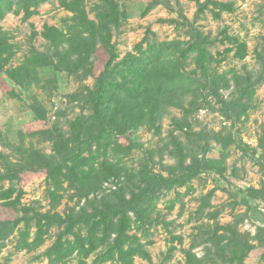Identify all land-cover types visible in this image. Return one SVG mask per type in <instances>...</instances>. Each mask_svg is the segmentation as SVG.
I'll return each mask as SVG.
<instances>
[{"label": "rangeland", "instance_id": "obj_1", "mask_svg": "<svg viewBox=\"0 0 264 264\" xmlns=\"http://www.w3.org/2000/svg\"><path fill=\"white\" fill-rule=\"evenodd\" d=\"M69 1L43 0L31 6L34 13L27 18L23 0H3L0 6V27L12 51L1 74L6 88L0 89V190L12 187L11 199L20 194L14 208L0 200V264H78L75 256L51 262L45 254L67 215L102 208L117 194L128 197L146 162L153 172L176 178L193 159L211 160V168L156 195L141 230L131 231L148 257L136 256L131 264H264V202L246 194L264 188V0H213L232 4L218 17L209 3L199 9L208 0H158L149 9L152 0H112L120 18L103 33L117 54L113 70L127 53L140 54L139 43L141 51L163 44V67L178 71L181 85L158 107L155 119L145 116L136 127L123 123V110H111L113 125L124 131L112 132L110 141L96 138L93 126H74L79 118L92 117L83 98L108 54L98 41L86 59L72 28L76 13L63 5ZM105 1L82 5L97 26ZM47 27L61 32V39L44 37ZM196 34L208 51L204 69L196 67L194 53L184 54ZM228 37L246 44L244 58L234 56L236 44ZM37 54L50 64L28 61ZM76 145L87 157L81 168L92 164L96 171L87 181L64 179L62 197L53 206L48 165L70 166L66 156ZM14 171L19 178L5 176ZM45 213L62 222L49 227L35 249L18 250L21 234L28 230L32 240L35 219ZM77 229L85 232L83 224ZM240 242L254 246L242 261L228 245Z\"/></svg>", "mask_w": 264, "mask_h": 264}, {"label": "trees", "instance_id": "obj_2", "mask_svg": "<svg viewBox=\"0 0 264 264\" xmlns=\"http://www.w3.org/2000/svg\"><path fill=\"white\" fill-rule=\"evenodd\" d=\"M2 1L0 0V6ZM42 1L23 0L24 17L27 18L32 15L34 9H31V6ZM84 1L71 0L63 2L66 8L76 13L77 25H74L72 28L74 33H76L77 44L86 52L87 59V53L92 51L94 43L99 41L107 52L108 58L103 66V70L94 78L93 89H90L88 94L83 98L84 102L89 103V106L93 110L92 117L79 118V123H77V126H74L78 130L79 126L81 128H85V125L86 127L93 126L95 127L94 134L96 138L103 136V138L110 141L112 132L121 133V131H124L123 128L119 129L117 125H113L111 119L113 113L111 110H123V123H127L128 126L132 127L141 124L145 116L155 119L158 107L167 100V97L169 98L178 92V87L181 84L177 80L181 74L178 71L176 73H168L163 67V44H149L144 51H141V44L139 43L136 48H138L140 54L127 53L120 61L121 66L113 70V66L111 67V65L116 59L117 54L114 52L107 35L103 31H105L107 25L118 23L120 18L119 12L116 10L112 0H106L103 9L97 13L100 24L97 26L94 22L87 19L82 7ZM156 3H158V0L150 1L147 9ZM208 3L213 8L214 17H218L223 11L232 10L231 3L213 0H208L206 3L201 4L199 9L202 10V7L207 6L206 4ZM15 12H18V10ZM2 14L3 11L0 7V18ZM82 33H87L88 37L86 39L82 38ZM43 35L55 41L61 39L62 33L53 27H47ZM228 40L236 44L234 56L240 59L244 58L247 53L246 44L238 42L235 37H228ZM190 52L195 54L194 62L196 67L204 69V62L208 51L204 39L199 34H196L194 39L189 43L184 54L187 55ZM11 57V46L0 27V89L2 90L6 87L4 86V79L1 77V74L4 72L5 64ZM28 61H32L40 66L50 64L45 58H41L40 54L34 55ZM89 70L91 71V69ZM6 72L11 79L17 80L12 71L7 70ZM77 135L75 136L77 137ZM95 141L98 142V139H95ZM109 145L111 144L109 143ZM115 145L117 143H114L112 148H115ZM82 153L78 149V145H76L66 156L67 162L71 161L70 166L66 165V163H60V165L59 163H51L48 165L47 176L53 184V189L49 191L53 206L62 197L58 192L63 190L64 179H71L72 176L74 180L87 181L95 173L96 168L92 164L89 165L87 170L81 168L82 165L87 163V157L82 156ZM210 161L207 159H193L185 167L183 174L176 178L165 177L153 172L148 167L147 162L144 163L136 172L138 180L136 190L129 191L128 197L124 194H117L116 201L106 204L102 208H94L90 213L67 215L63 221L65 222V227L62 233L58 235L45 254H47L51 262H64L68 258L75 256L78 264H87L86 259L91 255H94L92 264H101L112 260L116 261L117 264H131L136 256L147 258V251L143 247L139 236L131 232L132 229L136 231L141 230L144 220L148 216L149 205L161 190L169 189L174 185H185L191 178L198 175L202 169L211 168ZM61 165L67 168L69 172L64 171ZM72 165H74V168ZM261 170L264 175V164L261 165ZM20 174V172L14 171L5 176L8 178H19ZM14 192L12 187L0 190V200L3 205L15 207V203L19 201L20 194L11 199ZM246 194L251 198H258L264 202V188L247 189ZM57 222H62L57 214L49 215L45 213L38 216L35 219V231L32 240H29V232L27 230L21 234V239L16 248L28 251L35 249L43 242L47 229ZM79 223L85 226L84 233L77 229ZM1 234L4 233L0 229ZM69 235L72 237L69 238ZM228 245H232L235 251L240 252L237 256L238 261H242L254 248L253 245L246 242L237 244L228 243ZM99 248L101 250L97 252Z\"/></svg>", "mask_w": 264, "mask_h": 264}]
</instances>
